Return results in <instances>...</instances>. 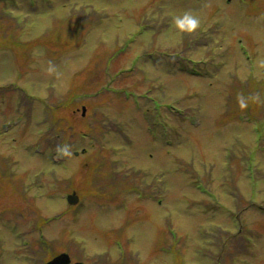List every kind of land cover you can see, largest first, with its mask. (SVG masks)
Masks as SVG:
<instances>
[{
    "label": "rangeland",
    "instance_id": "obj_1",
    "mask_svg": "<svg viewBox=\"0 0 264 264\" xmlns=\"http://www.w3.org/2000/svg\"><path fill=\"white\" fill-rule=\"evenodd\" d=\"M6 3L0 264H264V0Z\"/></svg>",
    "mask_w": 264,
    "mask_h": 264
},
{
    "label": "clouds",
    "instance_id": "obj_2",
    "mask_svg": "<svg viewBox=\"0 0 264 264\" xmlns=\"http://www.w3.org/2000/svg\"><path fill=\"white\" fill-rule=\"evenodd\" d=\"M201 21L198 18L196 14H193L190 11H185L182 16H178L175 19V25L176 29L179 33H194L197 31V29L200 28ZM47 72L49 74L55 73L56 68L51 63H49V67L47 68ZM256 101L259 103H264V101H261L260 97H255ZM238 104L241 109H245L248 107V98H245L244 96L238 97Z\"/></svg>",
    "mask_w": 264,
    "mask_h": 264
},
{
    "label": "water",
    "instance_id": "obj_3",
    "mask_svg": "<svg viewBox=\"0 0 264 264\" xmlns=\"http://www.w3.org/2000/svg\"><path fill=\"white\" fill-rule=\"evenodd\" d=\"M72 198H73V200L71 202H76L77 201V197L76 196H73ZM63 256H65V255H63ZM63 256L58 257L57 259H55L54 261H52V262H50L48 264H65V263H67L68 260L65 262V259L63 258Z\"/></svg>",
    "mask_w": 264,
    "mask_h": 264
},
{
    "label": "flooded vegetation",
    "instance_id": "obj_4",
    "mask_svg": "<svg viewBox=\"0 0 264 264\" xmlns=\"http://www.w3.org/2000/svg\"><path fill=\"white\" fill-rule=\"evenodd\" d=\"M71 264H72V262H71Z\"/></svg>",
    "mask_w": 264,
    "mask_h": 264
}]
</instances>
